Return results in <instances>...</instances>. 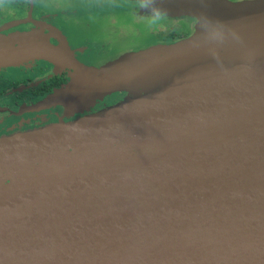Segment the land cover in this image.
I'll use <instances>...</instances> for the list:
<instances>
[{"label":"water","instance_id":"95a60500","mask_svg":"<svg viewBox=\"0 0 264 264\" xmlns=\"http://www.w3.org/2000/svg\"><path fill=\"white\" fill-rule=\"evenodd\" d=\"M127 1L195 31L100 66L46 23L57 46L0 39V62L73 67L71 108L130 90L0 137V264H264V0Z\"/></svg>","mask_w":264,"mask_h":264},{"label":"flooded vegetation","instance_id":"af4514ba","mask_svg":"<svg viewBox=\"0 0 264 264\" xmlns=\"http://www.w3.org/2000/svg\"><path fill=\"white\" fill-rule=\"evenodd\" d=\"M0 3L4 5L0 6V11L4 12L0 14V29L13 25L6 32L0 31V39H6L7 34L11 32L17 34L20 31L28 33L45 31L50 42L57 46L59 37L46 32L47 30L39 25L46 23L56 27L57 32L66 37L73 56L91 65H104L126 52L175 40L195 31V20L192 17L151 12L146 4L135 1L0 0ZM127 15L131 17L125 22V28L119 30L118 36L127 31L137 33L139 29L133 24L138 20L145 23L143 28L147 26L152 33L156 32L159 41L148 45L141 43L138 44L141 46L136 48L129 46L117 53L114 50L102 56L92 55L89 49L93 43L91 40L100 37L102 40L99 43L100 54L102 51L106 52L112 44L111 39L107 37L109 32L118 20L124 21ZM29 18L32 21H28ZM99 18L107 20V29L102 32L101 28L97 27L93 33V23ZM162 26H165V30L161 29ZM163 31L169 36L167 33L161 34ZM73 72V67L55 54L51 57L36 56L13 62L1 61L0 137L78 119L98 111L102 106H110L114 102L111 96L121 92L107 94L102 100H96L89 108H71L72 100L67 96L65 88L71 81Z\"/></svg>","mask_w":264,"mask_h":264},{"label":"rangeland","instance_id":"374dc122","mask_svg":"<svg viewBox=\"0 0 264 264\" xmlns=\"http://www.w3.org/2000/svg\"><path fill=\"white\" fill-rule=\"evenodd\" d=\"M0 6H4V5L2 3H0ZM3 13H4L3 11H0V14H3ZM130 17L131 16H129V15L125 16V20L124 21L118 20V22L115 23L116 25H114L112 27L111 31L109 32L110 34L107 36V37H109L111 39L112 44L110 45V47L108 49H106V52L102 51V53L100 54V49L101 48H100L99 43H101L102 40L99 37L97 39L91 40L93 43H91L90 48H89L90 49V53L92 55H94V56H102L104 54H107L109 51L113 52L115 50V52L117 53L118 51H120V52L123 51L124 48L129 47V46L130 47L131 46H135L134 48H136L137 46H141V45H138V44H141V43H143V45H148V44L155 43V42L159 41L156 32L152 33L148 29L147 26L143 28V25L145 23L141 22V21H138V20L133 24V25H137L136 28L139 29V31L137 33L133 34V33H130L129 31H127V32H125V34H121L120 36H118L117 34L120 32L119 30L121 28L122 29L125 28V22L128 21L130 19ZM93 25H94L93 33H95V30H96L97 27H100L101 28L100 30L102 32H105L106 29H107V25L108 24H107V20L105 18H99L93 23ZM164 27L165 26H162L161 29L165 30ZM162 33L166 34L167 32L163 31V32H161V34ZM168 36H169V34H168ZM129 94H130V90L123 91V92L121 91L119 93L113 94L111 96V99L114 100V102H113V104H110V106L114 105V104H117V103H120V102H123L125 100V97L128 96ZM131 94H132V96L134 95V93H131ZM103 105H104V103H103ZM105 107L106 106H104V107L102 106L98 110H101L102 108H105ZM49 125H51V124H49ZM40 128H42V127H40ZM35 129H38V128H34V130ZM31 130H33V129H31Z\"/></svg>","mask_w":264,"mask_h":264}]
</instances>
